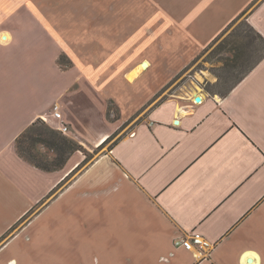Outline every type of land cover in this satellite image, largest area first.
Returning a JSON list of instances; mask_svg holds the SVG:
<instances>
[{
  "label": "crops",
  "instance_id": "crops-1",
  "mask_svg": "<svg viewBox=\"0 0 264 264\" xmlns=\"http://www.w3.org/2000/svg\"><path fill=\"white\" fill-rule=\"evenodd\" d=\"M91 1L0 0V264H264V60L223 98L156 101L244 12L264 35V0ZM54 106L101 151L78 173L82 151H17ZM192 232L209 246L175 245Z\"/></svg>",
  "mask_w": 264,
  "mask_h": 264
},
{
  "label": "trees",
  "instance_id": "trees-1",
  "mask_svg": "<svg viewBox=\"0 0 264 264\" xmlns=\"http://www.w3.org/2000/svg\"><path fill=\"white\" fill-rule=\"evenodd\" d=\"M245 14L246 12L241 14V16L230 24L212 43L215 44L217 41L223 39L218 51H227L231 55L222 57V71L230 77L231 74L233 75L234 71L240 70L238 75L235 76L234 81L227 88L224 96L231 93L245 79L250 71L264 60V35L250 22L248 16L239 23ZM235 25H237L236 28L230 31ZM59 63L65 65L70 62L65 55H62L59 59ZM218 77L221 79L223 75H218ZM225 78L229 79L228 77ZM39 146L53 151L55 153L54 161L49 162L47 156L43 154ZM16 148L18 153L26 161L45 171H57L62 169L70 156L77 151H82L87 154L80 143L61 131L52 128L41 119L33 123L17 138ZM87 158L88 156L82 165L86 164L88 161ZM80 166L78 167L79 169ZM61 186L62 183L53 190L52 194L57 192ZM27 217H29V215L25 216L20 223ZM16 227L17 226L13 229Z\"/></svg>",
  "mask_w": 264,
  "mask_h": 264
},
{
  "label": "rangeland",
  "instance_id": "rangeland-1",
  "mask_svg": "<svg viewBox=\"0 0 264 264\" xmlns=\"http://www.w3.org/2000/svg\"><path fill=\"white\" fill-rule=\"evenodd\" d=\"M38 2L42 1L41 3L46 6H52L53 4L50 5V0H36ZM54 3H57V5L61 6L62 2L63 5L65 6L67 3L73 4V2H67V1H74V2H78V1H88L90 2L91 0H52ZM93 1H100V0H93ZM102 1H114L117 3H122L125 0H102ZM47 2V3H46ZM66 2V3H65ZM93 3L92 1L90 2V4ZM92 7V6H91ZM56 10V9H55ZM33 14L36 15L37 13V17L39 18V15L42 14V10H32ZM50 11H54L52 9H50ZM68 12V14L71 16H77L79 13H82V9L78 8L77 6H73L69 9H59V12ZM85 11H89V9L86 10L85 7ZM92 12V10L90 11ZM27 12L21 11L19 13V15H17V17L21 18L22 21H24L26 18L24 16V14ZM33 16V15H32ZM245 17H243L240 21L242 22L244 20ZM238 23V24H239ZM237 24V25H238ZM235 25L230 31H232L234 28H236ZM40 24H39V28H40ZM229 31V32H230ZM223 39L217 41L215 44H212L211 47L207 48L205 51L202 52V54L197 57L181 74H179L174 81H172L157 97L156 101L162 100V99H166V98H170V97H174V96H181V97H192L194 94L196 95L197 93H204L205 95H208L212 98H223L225 97V93L227 91V88L231 85V83L234 81L235 76L238 75V73L240 72V70H236L234 71L233 75L229 74L230 77L224 72L222 71L221 67L223 66V61H222V57H226L229 56L230 53H228L227 51H218L219 50V46H221V42ZM231 56V55H230ZM218 75H223V78L219 79ZM226 75V76H225ZM228 77L229 79L225 78ZM137 120H133V122L130 125H133L136 123ZM131 126H129V123L125 124L122 126L121 130H119V133H123L128 131V129ZM123 131V132H122ZM118 133V134H119ZM68 137H70L69 135H67ZM71 138V137H70ZM73 139V138H72ZM112 144H110L108 147H110ZM40 150H42L43 154L45 156H47V159L49 162L54 161L55 159V153L53 151H50L48 149H46L45 147L39 146ZM85 150V149H84ZM87 155L88 156V161L86 162V164H83L82 166H80V169L76 171V173H78L79 171H81L85 165H87V163L89 161H92L95 157H97L98 155L101 154V151H89L86 150ZM73 174L71 175V177H69L70 179L74 177ZM30 217H27L23 222H21L15 229H13L12 231H10L7 235L6 238H9L11 236H13L15 233H17V231L20 230V228L25 225L28 221H29Z\"/></svg>",
  "mask_w": 264,
  "mask_h": 264
},
{
  "label": "built area",
  "instance_id": "built-area-1",
  "mask_svg": "<svg viewBox=\"0 0 264 264\" xmlns=\"http://www.w3.org/2000/svg\"><path fill=\"white\" fill-rule=\"evenodd\" d=\"M52 116L59 120L60 125L57 127V130L61 131L62 133L68 135L70 132L69 126L63 120L61 112L58 110L57 106H54ZM175 245L177 247H184L188 250L192 249H200L201 247H208L209 244L204 241L203 237L199 234L192 232L189 236L186 237H179L175 240Z\"/></svg>",
  "mask_w": 264,
  "mask_h": 264
},
{
  "label": "water",
  "instance_id": "water-1",
  "mask_svg": "<svg viewBox=\"0 0 264 264\" xmlns=\"http://www.w3.org/2000/svg\"><path fill=\"white\" fill-rule=\"evenodd\" d=\"M195 101H196L197 103L202 102V96H200V95L196 96V97H195Z\"/></svg>",
  "mask_w": 264,
  "mask_h": 264
}]
</instances>
